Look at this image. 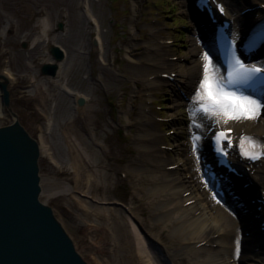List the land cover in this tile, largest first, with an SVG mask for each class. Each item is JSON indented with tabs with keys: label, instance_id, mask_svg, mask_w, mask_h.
<instances>
[{
	"label": "rangeland",
	"instance_id": "rangeland-1",
	"mask_svg": "<svg viewBox=\"0 0 264 264\" xmlns=\"http://www.w3.org/2000/svg\"><path fill=\"white\" fill-rule=\"evenodd\" d=\"M82 1L0 0V32L4 23H9L5 36L0 37V70L8 68L15 78L9 85L10 101L20 124L35 140L41 136L47 149L40 151L38 162L40 202L52 208L76 251L88 264H107L111 245L100 229V209H109L115 223H124L121 216L128 221L127 207H132L140 221L159 223L154 217L142 215H146L144 209L150 199L141 191L150 186L137 185L136 175L149 178L152 174L136 170L132 164L138 157V146L133 140L138 126L128 122L138 119L142 110L150 113L152 120L148 123L153 121L163 135L164 151L173 158L172 162L183 157L197 162L188 151L178 153L179 148L190 145L193 92L189 96L182 92L183 99L177 100V88L167 79L148 88L142 69H134V64H130L147 54L158 58L165 55L176 71L186 70L191 61L189 51L195 24L183 0H87L99 24L97 32ZM43 17L51 25L50 43L42 37L38 25ZM98 33L103 43L104 65L93 45ZM52 41L67 55L56 80L40 75L46 63L43 60L51 59ZM214 67L209 66V74ZM41 85L47 89L44 108L39 107L37 95ZM64 86L87 99L81 112L74 110L73 96L63 91ZM13 121L6 109L2 110L0 127ZM73 122L74 129L85 139L82 146L65 138L72 136L69 128ZM259 125H264V116L253 128ZM72 145L82 153L80 162L71 157ZM178 173L183 178L189 176ZM100 176L105 187H100ZM66 188L73 193H65ZM126 226L114 227L119 237L128 231Z\"/></svg>",
	"mask_w": 264,
	"mask_h": 264
},
{
	"label": "bare ground",
	"instance_id": "bare-ground-1",
	"mask_svg": "<svg viewBox=\"0 0 264 264\" xmlns=\"http://www.w3.org/2000/svg\"><path fill=\"white\" fill-rule=\"evenodd\" d=\"M224 1L229 3L228 12L237 22V30L234 33L241 37L247 36L248 31L254 24L255 16L264 17V12L256 9L258 6H264V0ZM82 2L87 16L94 23L96 31L99 32V24L92 16L87 0ZM190 2L191 0H183L184 7L189 5ZM246 8L255 9L251 14L241 17L240 12ZM195 23L191 37L192 46L189 51V59L191 61L186 70L182 72L176 71L173 64L168 59H165V55H161L158 58L155 54H147L141 60L130 61V64H134V69H142V75L145 74L143 80L148 88H154L160 82H163L161 75L177 73L174 78L175 87L177 88L176 98L177 100H182V92L189 96L192 92L194 94L197 89L198 82L203 74L204 55H210L214 64H217L207 41L203 42V45L200 43L201 40H205L206 35L212 28L204 23L202 19H197ZM8 27L9 23L5 22L0 32L1 38L5 36ZM48 36L47 33L46 40L49 42ZM94 41L96 42L95 50L99 53V60L104 65L105 61L101 57L103 43L99 33ZM34 43L35 41L32 45ZM51 44L56 43L52 41ZM262 59L264 63V58ZM43 61L50 63L52 59L48 58ZM62 67L63 63L60 64V70L56 76L57 79L60 78ZM1 72L9 82L15 80L8 68H4ZM209 75L211 76L212 74ZM50 80H56V78ZM0 82H2L1 79ZM46 91L47 89H45L44 85L37 87L39 107L44 108ZM63 91L73 96L74 102L72 104L76 113L81 112L77 109L75 99L83 98L85 103L87 99L82 94L71 91L67 86H64ZM5 109L0 99V115L2 110ZM138 115L140 116H137L138 119L134 118L128 122V125L138 126V133L133 139L138 146V157L133 160L132 164H135L136 170L152 174V177L150 176L149 178L140 174L135 175L138 177L137 185L150 186L141 191L145 194L143 196L150 199L144 209L146 215L144 213L142 215L149 218L154 217L159 223L157 225L147 223L146 219L140 221L137 213L132 212V207H127L128 221L127 218L125 219V217L121 216L124 223L121 221L115 223L109 209H100V229L105 231L106 240L110 241L111 245L110 258L106 263L244 264L243 261H245V264H264V238L260 234V226L264 220L258 221L253 218L252 207L248 205L247 200L251 196L252 200L257 201L260 199V194H264V162L251 166L239 165L243 170L241 171L242 174L244 173L245 179L240 181V186L234 183L231 191L228 192L230 198L224 204L230 211L228 212L224 207H220L215 203L211 194L213 189L203 175L202 169L201 172L197 171L199 170L197 165L202 168V162L212 158L210 144L214 135L215 125L202 117L197 116L195 119L192 117L188 131L190 145L186 148H179L178 153L188 151V153L195 155L197 162L192 163L186 157L172 162L173 158L164 151L163 135L156 129L153 121L148 123L149 119L152 120L150 113H145L142 110ZM263 116V113H258L257 118L254 120L231 124L230 126L234 129V135L239 137L242 134H256L264 140V125H259L256 129L253 128L254 124L260 122ZM72 118L75 119L74 113ZM201 122L203 127H193V124H200ZM74 123H71L72 127L69 128V133L72 136H65V138H68L74 145L78 146L79 144L82 146L83 143L85 144V139L79 134V130L74 129ZM197 134L202 136V140L198 143V150L193 151L192 137ZM37 142L41 152L47 151L41 136ZM72 147L71 157L74 156L75 162H80L79 157H82V153H78L73 145ZM180 162L181 164L177 166L175 171H169L170 166L177 165ZM179 171L189 176L183 178L184 176L179 175ZM101 178L103 176H100V187H105V182ZM249 182L253 183V187L242 188V184H248ZM65 193L70 194L73 191L71 188H66ZM135 194L137 196V190ZM259 205L257 204V206ZM233 210L243 217L239 220L235 219L231 215ZM245 219L251 222H246ZM124 224L129 229L127 228L128 231L121 233V237H119L114 227L116 225L124 227ZM246 233H248L247 236ZM235 238H239V241L241 240L245 244L243 260L238 252V243L236 244ZM231 259L233 260L231 261Z\"/></svg>",
	"mask_w": 264,
	"mask_h": 264
},
{
	"label": "water",
	"instance_id": "water-1",
	"mask_svg": "<svg viewBox=\"0 0 264 264\" xmlns=\"http://www.w3.org/2000/svg\"><path fill=\"white\" fill-rule=\"evenodd\" d=\"M49 53L53 62L40 74L55 77L64 53L57 45ZM0 79L2 105L15 119L0 127V264H87L52 209L39 201V147L10 109L8 80ZM84 103L77 100L79 109Z\"/></svg>",
	"mask_w": 264,
	"mask_h": 264
},
{
	"label": "snow or ice",
	"instance_id": "snow-or-ice-1",
	"mask_svg": "<svg viewBox=\"0 0 264 264\" xmlns=\"http://www.w3.org/2000/svg\"><path fill=\"white\" fill-rule=\"evenodd\" d=\"M202 65L203 74L194 93L192 111L190 115L211 121L217 128L213 137L215 150L218 155L227 157L228 150L233 146L231 124L242 123L257 118L260 111H264V101L244 95L239 91L240 85H245L254 77L264 74V69L257 66H247L233 53L232 61L224 75L219 68H213L209 75V66L214 61L204 55ZM193 127H203V123L193 124ZM193 151L198 150V143L202 140L199 134L192 137ZM245 142L252 144L253 151H245L241 145ZM237 148L244 158L255 159L264 156V143L252 137H238ZM258 150V151H257Z\"/></svg>",
	"mask_w": 264,
	"mask_h": 264
},
{
	"label": "clouds",
	"instance_id": "clouds-1",
	"mask_svg": "<svg viewBox=\"0 0 264 264\" xmlns=\"http://www.w3.org/2000/svg\"><path fill=\"white\" fill-rule=\"evenodd\" d=\"M38 25L41 29V35L44 36L45 38L47 37L48 31L51 30V25L47 19V17H43L38 21Z\"/></svg>",
	"mask_w": 264,
	"mask_h": 264
}]
</instances>
